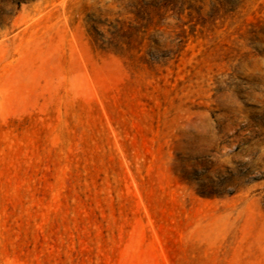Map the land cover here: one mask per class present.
Here are the masks:
<instances>
[{
  "label": "rangeland",
  "instance_id": "1",
  "mask_svg": "<svg viewBox=\"0 0 264 264\" xmlns=\"http://www.w3.org/2000/svg\"><path fill=\"white\" fill-rule=\"evenodd\" d=\"M0 264H264V0H0Z\"/></svg>",
  "mask_w": 264,
  "mask_h": 264
}]
</instances>
